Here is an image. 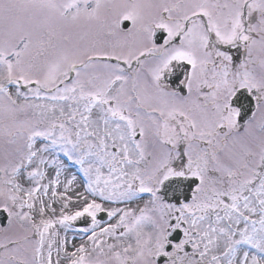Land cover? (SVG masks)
<instances>
[{
  "label": "snow or ice",
  "instance_id": "1",
  "mask_svg": "<svg viewBox=\"0 0 264 264\" xmlns=\"http://www.w3.org/2000/svg\"><path fill=\"white\" fill-rule=\"evenodd\" d=\"M62 261L264 264V0H0V264Z\"/></svg>",
  "mask_w": 264,
  "mask_h": 264
},
{
  "label": "flooded vegetation",
  "instance_id": "2",
  "mask_svg": "<svg viewBox=\"0 0 264 264\" xmlns=\"http://www.w3.org/2000/svg\"><path fill=\"white\" fill-rule=\"evenodd\" d=\"M69 238H71V233H69ZM79 242H80L79 240L76 241L77 244H78ZM71 250H72V249L69 248V251H71ZM62 264H65V262L62 261Z\"/></svg>",
  "mask_w": 264,
  "mask_h": 264
}]
</instances>
